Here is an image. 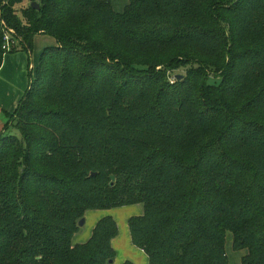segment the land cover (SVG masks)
Here are the masks:
<instances>
[{
    "label": "trees",
    "instance_id": "1",
    "mask_svg": "<svg viewBox=\"0 0 264 264\" xmlns=\"http://www.w3.org/2000/svg\"><path fill=\"white\" fill-rule=\"evenodd\" d=\"M5 33L57 45L0 132V264H112L110 215L73 237L131 204L148 264H264V0H0V66Z\"/></svg>",
    "mask_w": 264,
    "mask_h": 264
},
{
    "label": "rangeland",
    "instance_id": "2",
    "mask_svg": "<svg viewBox=\"0 0 264 264\" xmlns=\"http://www.w3.org/2000/svg\"><path fill=\"white\" fill-rule=\"evenodd\" d=\"M110 2L113 10L120 13L124 10L127 0H110ZM34 48L38 47L34 46ZM37 66L38 63L36 66L34 65V67L31 68L32 77L35 76ZM172 66L176 67L173 70L174 73L178 74H184L187 67V65L181 67H177V65ZM140 213H142V205L140 204L124 205L110 208L108 210H87L83 217L85 222L82 226H79L80 229L77 233H75L73 242H86L90 238L97 220L105 215H110L115 220L118 229L116 237L112 240V246L115 253L112 264H122L125 261H129L133 264H148L147 257L144 253L132 243L128 228L129 218ZM225 240L228 264H241L240 257L244 251L234 250L232 248V235L230 232H226Z\"/></svg>",
    "mask_w": 264,
    "mask_h": 264
},
{
    "label": "crops",
    "instance_id": "3",
    "mask_svg": "<svg viewBox=\"0 0 264 264\" xmlns=\"http://www.w3.org/2000/svg\"><path fill=\"white\" fill-rule=\"evenodd\" d=\"M56 45L54 37L37 34L32 41L33 48L31 47L29 51L18 46L3 54L0 66V132L8 114L15 111L27 90L32 78L31 68L37 65L40 54L45 48Z\"/></svg>",
    "mask_w": 264,
    "mask_h": 264
},
{
    "label": "built area",
    "instance_id": "4",
    "mask_svg": "<svg viewBox=\"0 0 264 264\" xmlns=\"http://www.w3.org/2000/svg\"><path fill=\"white\" fill-rule=\"evenodd\" d=\"M3 40H4V44L2 46L3 50L5 52L10 51L11 47L15 44V40L11 39V36L9 33H5Z\"/></svg>",
    "mask_w": 264,
    "mask_h": 264
},
{
    "label": "water",
    "instance_id": "5",
    "mask_svg": "<svg viewBox=\"0 0 264 264\" xmlns=\"http://www.w3.org/2000/svg\"><path fill=\"white\" fill-rule=\"evenodd\" d=\"M32 5L35 7H38V4L35 2H32ZM179 76V75H178ZM92 175H94L95 173H91ZM85 222V219L82 217L79 222H78V226H82ZM110 263H112V260L109 261Z\"/></svg>",
    "mask_w": 264,
    "mask_h": 264
}]
</instances>
